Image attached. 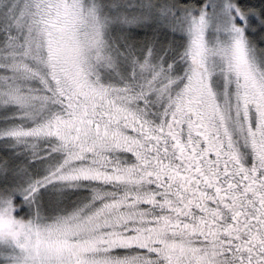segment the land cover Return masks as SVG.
<instances>
[{
	"label": "snow or ice",
	"instance_id": "1",
	"mask_svg": "<svg viewBox=\"0 0 264 264\" xmlns=\"http://www.w3.org/2000/svg\"><path fill=\"white\" fill-rule=\"evenodd\" d=\"M0 264H264V0H0Z\"/></svg>",
	"mask_w": 264,
	"mask_h": 264
}]
</instances>
